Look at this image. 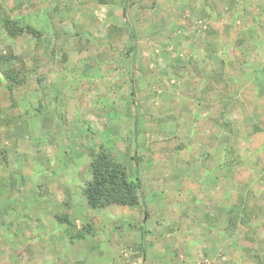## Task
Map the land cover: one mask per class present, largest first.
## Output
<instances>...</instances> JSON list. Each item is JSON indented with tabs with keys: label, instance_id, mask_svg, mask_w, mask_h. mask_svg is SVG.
Instances as JSON below:
<instances>
[{
	"label": "rangeland",
	"instance_id": "rangeland-1",
	"mask_svg": "<svg viewBox=\"0 0 264 264\" xmlns=\"http://www.w3.org/2000/svg\"><path fill=\"white\" fill-rule=\"evenodd\" d=\"M9 69L0 264H264V0H0ZM95 144L137 206L88 205Z\"/></svg>",
	"mask_w": 264,
	"mask_h": 264
},
{
	"label": "trees",
	"instance_id": "trees-1",
	"mask_svg": "<svg viewBox=\"0 0 264 264\" xmlns=\"http://www.w3.org/2000/svg\"><path fill=\"white\" fill-rule=\"evenodd\" d=\"M126 13V12H124ZM9 23V20L6 21ZM21 32L30 31L34 34L41 35L42 32L34 28L33 26L27 25L21 28ZM134 38V37H133ZM132 50L135 49V45L131 47ZM8 81L9 90H13L16 84L20 83L19 75L15 74L12 70H0V85ZM134 95V91H132ZM137 128V127H136ZM138 142V130L136 129L135 134V144ZM91 163V179L85 184L83 189L85 198L88 205L93 209H100L107 207L109 205H127V206H137L142 199L143 184L141 178L138 176L139 166H138V155L137 151L133 154V160L136 164V177L132 179L129 176V171L126 163L122 158L116 157L107 146L101 144H95L91 146L90 149ZM9 210V209H8ZM10 217H7L6 212H0V226L8 233L14 234V225L12 220V214L14 211H8ZM147 210L144 209V214L141 219L140 229L142 234L145 232V223L147 221ZM9 224L8 226L6 224ZM61 221L66 222L69 226L66 232L68 236L72 238V231L75 227L74 222L70 219L69 215H64ZM12 225V226H11ZM82 238V234L75 235Z\"/></svg>",
	"mask_w": 264,
	"mask_h": 264
},
{
	"label": "crops",
	"instance_id": "crops-1",
	"mask_svg": "<svg viewBox=\"0 0 264 264\" xmlns=\"http://www.w3.org/2000/svg\"><path fill=\"white\" fill-rule=\"evenodd\" d=\"M132 45H133V43H131V46H130V48H127V51H126V53H125V56L127 57V59H129V65H130V67H131V64L133 63V56H132V53H133V51L135 50H132L131 49V47H132ZM134 45H135V48H136V43L134 42ZM132 68V67H131ZM132 70V69H131ZM131 81V80H130ZM135 83H136V79L135 78H132V82H131V88L133 89V88H135ZM132 91H135V90H132ZM132 91H131V93H132ZM135 93V92H134ZM135 112V111H134ZM133 112V114H132V116L133 117H135L134 115H135V113ZM131 115V114H130ZM109 149V148H108Z\"/></svg>",
	"mask_w": 264,
	"mask_h": 264
}]
</instances>
